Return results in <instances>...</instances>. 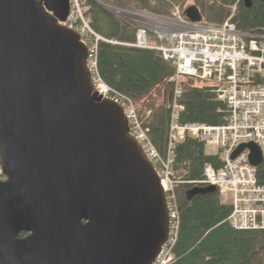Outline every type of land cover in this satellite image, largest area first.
<instances>
[{"label": "water", "instance_id": "1", "mask_svg": "<svg viewBox=\"0 0 264 264\" xmlns=\"http://www.w3.org/2000/svg\"><path fill=\"white\" fill-rule=\"evenodd\" d=\"M69 9L0 0V264H152L166 194L121 106L93 91ZM245 149L262 163L254 142L231 158Z\"/></svg>", "mask_w": 264, "mask_h": 264}, {"label": "built area", "instance_id": "2", "mask_svg": "<svg viewBox=\"0 0 264 264\" xmlns=\"http://www.w3.org/2000/svg\"><path fill=\"white\" fill-rule=\"evenodd\" d=\"M78 4L77 0H70L69 14L59 23L79 34L87 48L86 65L93 91L101 99L121 106L130 135L153 164L166 194L168 235L152 264H170L174 258L172 249L179 229L174 150L185 138L215 149L213 155L218 156L221 166L216 168L205 163L202 182L214 186L221 201L231 206L226 218L230 227L264 230V184L257 181L256 167L249 163L248 150L231 158L239 145L254 142L260 147L264 160V33L240 31L230 18L219 25L191 21L179 7H175L171 15L164 16L109 4L118 17L136 24L134 41L121 44L157 51L173 67L168 77L171 93L167 141L165 153L161 154L150 138V128L144 123L150 111L145 116L139 114L132 99L109 86L99 74V41L118 42L97 34ZM184 77L209 84L215 98L226 106V123L180 121L185 109L182 102ZM2 175L0 169V177Z\"/></svg>", "mask_w": 264, "mask_h": 264}, {"label": "trees", "instance_id": "3", "mask_svg": "<svg viewBox=\"0 0 264 264\" xmlns=\"http://www.w3.org/2000/svg\"><path fill=\"white\" fill-rule=\"evenodd\" d=\"M106 1L119 5L132 2L133 7H123L169 16V1L181 0ZM80 2L83 15L90 20L92 29L100 36L118 42L99 41L97 66L100 76L109 86L130 97L139 114L145 116L150 111L144 123L150 128L149 135L157 150L164 154L169 125L171 84L168 77L173 72L171 63L157 51L121 44L134 41V21L116 18L95 0ZM234 4L230 20L238 30L264 33V0H250L249 7L244 0H220L219 4L194 0L201 16L199 22L209 25L221 24L230 15V6ZM182 14L185 16L183 9ZM105 20L115 25L117 30L104 33L102 23ZM182 87L185 106L180 118L182 123L215 125L228 121L225 104L215 98L209 84L184 77ZM205 163H211L216 168L221 166L217 155L205 152L203 142L185 138L177 143L173 169L178 181L175 196L179 229L170 264H263L264 230L230 227L226 218L231 206L221 201L214 186L202 182ZM256 177L259 184H264V160L256 167Z\"/></svg>", "mask_w": 264, "mask_h": 264}, {"label": "rangeland", "instance_id": "4", "mask_svg": "<svg viewBox=\"0 0 264 264\" xmlns=\"http://www.w3.org/2000/svg\"><path fill=\"white\" fill-rule=\"evenodd\" d=\"M81 0H77V2L79 3L78 5H80V9L82 11V13H84V9L82 8V5H81ZM96 1V0H95ZM99 1V0H98ZM205 1H208V0H205ZM216 4H218V2L220 0H214ZM97 2V1H96ZM112 1H103L101 0V2H97L99 3L100 6H102L103 8H105L107 11H109L111 14H113L116 18H120L118 17L117 15V11L111 7H109V4L111 3ZM125 2V1H123ZM152 4H154V2H152ZM112 5H115L116 7H123V6H130V7H133L134 6V3L132 2H128L126 5L125 4H115L113 3ZM169 5H170V8H169V15H171V11H173V9L175 7H179L180 9H183V11L189 7H192L194 6V0H181L179 2H172V1H169ZM130 7H127V8H130ZM231 10V13L230 15L228 16V18H230L235 10V7H232L230 8ZM186 16V15H185ZM189 19V17H187ZM226 18V19H228ZM225 19V20H226ZM102 26H104L105 28V31L104 33H112V32H115L117 29V27L115 25H113L111 22H109L108 20H105L103 23H102ZM215 151V149L213 147H209V146H205V152L207 154H213ZM5 177L2 175V177H0L1 180H3ZM263 264H264V261H263Z\"/></svg>", "mask_w": 264, "mask_h": 264}]
</instances>
